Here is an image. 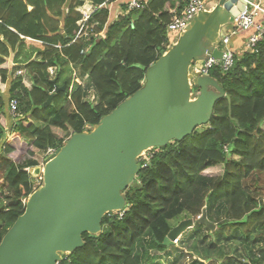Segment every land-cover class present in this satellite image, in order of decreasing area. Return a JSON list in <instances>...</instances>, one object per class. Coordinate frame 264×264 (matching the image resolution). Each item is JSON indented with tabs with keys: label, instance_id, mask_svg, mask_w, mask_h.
Masks as SVG:
<instances>
[{
	"label": "trees",
	"instance_id": "trees-1",
	"mask_svg": "<svg viewBox=\"0 0 264 264\" xmlns=\"http://www.w3.org/2000/svg\"><path fill=\"white\" fill-rule=\"evenodd\" d=\"M128 1L0 0V243L34 192L27 168L42 165L49 149L99 124L144 86L147 70L170 45L169 25L187 4L149 0L143 10L124 14ZM86 2L96 11L77 38L83 19L77 9ZM211 75L226 97L210 125L151 150L137 185L124 192V217L106 215L103 233L85 234V247L60 264H145L147 245L163 253L166 264H180L186 251L200 260H224V249L205 225L181 235L172 245L174 256L165 245L178 219H196L204 211L219 230L234 238L257 234L264 244V199L246 185L264 173V42L257 52L237 57L230 72ZM12 99L19 102V116L10 124Z\"/></svg>",
	"mask_w": 264,
	"mask_h": 264
},
{
	"label": "water",
	"instance_id": "water-1",
	"mask_svg": "<svg viewBox=\"0 0 264 264\" xmlns=\"http://www.w3.org/2000/svg\"><path fill=\"white\" fill-rule=\"evenodd\" d=\"M217 1L190 20L147 70L141 89L99 124L74 134L43 165L28 170L34 180L43 177L42 186L29 196L24 214L3 237L0 264H59L63 256L84 248L85 234L101 235L105 216L127 207L124 192L137 183L142 156L210 125L226 93L214 77L202 75L201 68L207 55L221 58L217 47L247 4ZM229 104L231 113V99ZM196 223L217 229L204 211L200 219L176 226L165 245L171 246Z\"/></svg>",
	"mask_w": 264,
	"mask_h": 264
},
{
	"label": "built area",
	"instance_id": "built-area-1",
	"mask_svg": "<svg viewBox=\"0 0 264 264\" xmlns=\"http://www.w3.org/2000/svg\"><path fill=\"white\" fill-rule=\"evenodd\" d=\"M149 0H129L126 4V11L124 14H129L133 11L143 10ZM186 7L179 13H177L168 27V35L170 37V45L171 46L178 36L188 27L190 20L198 13L202 12L204 8L207 6L208 0H186ZM88 2L84 3L80 6L77 11L82 14V21L80 23L81 30L77 36V38L82 37V32L84 28H86V24L91 18L92 14L96 11V8L91 4L88 6ZM105 5V4H104ZM102 5L101 7H103ZM233 31L230 35H227L223 38L220 45H223L224 48L221 51L220 46L217 47L219 52H221V58L217 59L213 57V54L207 55L206 62L201 68V74L204 76H212V72L216 69H219L222 73H228L232 70L237 57L242 56L243 54H249L257 52L260 44L264 42V6L262 5V0L259 2H254L253 0H247V4L245 9L240 11L239 15L235 18V23L232 26ZM231 27V28H232ZM240 31L244 36V46L242 51H234L231 46L232 37L235 36ZM172 33H176L177 36L174 38L171 37ZM87 36V33H85ZM50 74L54 76V69L49 70ZM23 71H17V76H23ZM78 84H81L78 80H76ZM19 102L17 99H12L9 101V111L11 116L14 119H17L19 116L18 112ZM226 153H228V148H225ZM56 152L55 149H49L46 153L45 158L54 154ZM153 157L152 151H148L144 156H142L139 160L141 164V168L145 169L151 162ZM44 158V160H45ZM237 159V157H233ZM44 164V162H43ZM42 164V165H43ZM43 177L41 176L37 182L42 183ZM37 189L36 184L34 187V191ZM26 199L24 204L27 203ZM127 211V207L120 212H113L108 214V216L114 215L119 219H122ZM202 215H199L195 220L200 219ZM181 236H178L175 240H173L172 245L178 246L180 243ZM68 256H63V258H67ZM193 261H199L203 264H211L210 260H200L198 257H191L186 251L184 253V257L182 259L181 264H190ZM61 262H59L60 264Z\"/></svg>",
	"mask_w": 264,
	"mask_h": 264
},
{
	"label": "rangeland",
	"instance_id": "rangeland-1",
	"mask_svg": "<svg viewBox=\"0 0 264 264\" xmlns=\"http://www.w3.org/2000/svg\"><path fill=\"white\" fill-rule=\"evenodd\" d=\"M253 1L259 2L260 0H253ZM217 2H218L217 0H208L207 5L210 8H212L217 4ZM262 5L264 6V0H262ZM232 31H233V27L230 28L228 33L231 35ZM237 32L238 33L232 37L231 46L234 50L242 51L243 49H241V46L243 48L244 38L242 37V34L240 31H237ZM175 36H177L176 33L171 34L172 38H174ZM223 48L224 46L220 45L221 51L223 50ZM203 129L204 128H202L201 130ZM8 136L9 135H7V137ZM27 161H28V158L25 157L19 163L22 164L23 166ZM23 167H25V165ZM29 169L30 168H27V170ZM35 183H36L37 189H39L40 186H42L41 182H37L35 180ZM136 185L137 183H134L132 186L134 187ZM246 185H248L252 189L254 188V190L257 191L258 194H261L262 198L264 199V173H256L254 177H252L250 180L247 181ZM224 221H225V216L218 218L217 222H224ZM180 222H181V219H178L177 224L178 223L180 224ZM203 229H204V225L196 223L191 228V231L196 232V230L198 231V230H203ZM218 230L219 229L217 228V231H211L210 236L213 242H215L216 238H218L217 244L218 246H221V248L224 249L226 256L224 257V260H221L219 258H212L210 260L211 264H229L231 262L230 260L235 261L234 264H239V261L248 262L251 264L252 260H255L256 258L260 260L261 258H263L261 263L264 264V244L258 239L259 237L257 234H255L254 236H251L250 239H248L244 233L240 232L236 234L237 238H234L228 232L224 231L225 229H223V230H219V232L220 231L222 232V235L218 237L217 236ZM167 248L171 252L170 255L174 256L176 248L172 245ZM146 251H147V254L145 253ZM145 252L142 251V254H144V258H147L144 260L145 264H166L167 262L165 260L166 256L164 257L163 253L152 251L148 245L145 248Z\"/></svg>",
	"mask_w": 264,
	"mask_h": 264
},
{
	"label": "crops",
	"instance_id": "crops-1",
	"mask_svg": "<svg viewBox=\"0 0 264 264\" xmlns=\"http://www.w3.org/2000/svg\"><path fill=\"white\" fill-rule=\"evenodd\" d=\"M89 5H90V4H89ZM244 36H245V35H242L243 38H244ZM231 43H232V40H231ZM241 49H242V46H241ZM234 51L239 52L240 50H234ZM81 80H82L81 78L78 79V81H79L80 83L82 82ZM76 83H77V81H76ZM5 88H6V87H5ZM4 90H5V89L2 90V93H5V92H3ZM16 120H17V119H14V118L11 116V119L9 120V122H10V124H11L12 122L14 123ZM173 223H176V222L173 221Z\"/></svg>",
	"mask_w": 264,
	"mask_h": 264
},
{
	"label": "clouds",
	"instance_id": "clouds-1",
	"mask_svg": "<svg viewBox=\"0 0 264 264\" xmlns=\"http://www.w3.org/2000/svg\"><path fill=\"white\" fill-rule=\"evenodd\" d=\"M78 84V83H77ZM10 112V111H9Z\"/></svg>",
	"mask_w": 264,
	"mask_h": 264
}]
</instances>
